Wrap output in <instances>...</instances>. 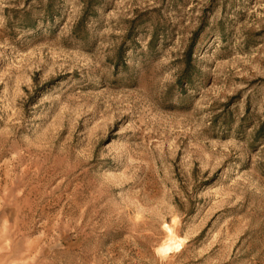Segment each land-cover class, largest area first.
<instances>
[{
    "label": "rangeland",
    "instance_id": "374dc122",
    "mask_svg": "<svg viewBox=\"0 0 264 264\" xmlns=\"http://www.w3.org/2000/svg\"><path fill=\"white\" fill-rule=\"evenodd\" d=\"M0 264H264V0H0Z\"/></svg>",
    "mask_w": 264,
    "mask_h": 264
},
{
    "label": "bare ground",
    "instance_id": "6f19581e",
    "mask_svg": "<svg viewBox=\"0 0 264 264\" xmlns=\"http://www.w3.org/2000/svg\"><path fill=\"white\" fill-rule=\"evenodd\" d=\"M167 249H170V247H169V246H164V247H162V249H160V250L165 251V250H167Z\"/></svg>",
    "mask_w": 264,
    "mask_h": 264
}]
</instances>
